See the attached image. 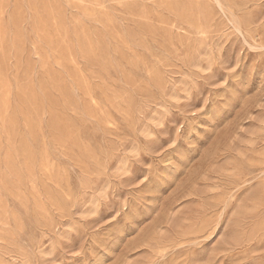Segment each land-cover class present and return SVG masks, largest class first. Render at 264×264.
I'll return each mask as SVG.
<instances>
[{
  "label": "rangeland",
  "instance_id": "1",
  "mask_svg": "<svg viewBox=\"0 0 264 264\" xmlns=\"http://www.w3.org/2000/svg\"><path fill=\"white\" fill-rule=\"evenodd\" d=\"M0 264H264V0H0Z\"/></svg>",
  "mask_w": 264,
  "mask_h": 264
},
{
  "label": "bare ground",
  "instance_id": "2",
  "mask_svg": "<svg viewBox=\"0 0 264 264\" xmlns=\"http://www.w3.org/2000/svg\"><path fill=\"white\" fill-rule=\"evenodd\" d=\"M218 2V1H217ZM219 4V3H218ZM222 12V11H221Z\"/></svg>",
  "mask_w": 264,
  "mask_h": 264
}]
</instances>
